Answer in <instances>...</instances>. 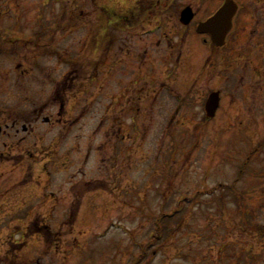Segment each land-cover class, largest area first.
Instances as JSON below:
<instances>
[{"label": "rangeland", "instance_id": "rangeland-1", "mask_svg": "<svg viewBox=\"0 0 264 264\" xmlns=\"http://www.w3.org/2000/svg\"><path fill=\"white\" fill-rule=\"evenodd\" d=\"M155 1L148 0L149 10L156 5L147 32L131 42L154 61L168 46L156 45L157 16H150L161 14L165 1ZM113 7V0H0V126L7 133L0 185L31 196L29 175L51 197L43 210L50 215L46 239L16 242L29 219L21 200V229L0 224V264H264V180H244L237 171L249 152L238 146H253L240 143L264 144V132L239 131L235 122L231 128L228 117L221 130L219 121L197 127L206 100L196 95L177 111L175 96L151 91L148 79L140 92L139 59L123 69L134 78L126 94L132 104H123L112 85L90 83L97 56L90 34L107 29ZM195 40L205 52L202 37ZM99 43L98 53L108 55L106 39ZM100 66L108 70L106 62ZM78 72L84 80L73 83ZM217 79L213 72L195 85L206 90ZM120 124L125 142L124 134L109 132ZM263 157L264 150L254 162Z\"/></svg>", "mask_w": 264, "mask_h": 264}, {"label": "flooded vegetation", "instance_id": "flooded-vegetation-1", "mask_svg": "<svg viewBox=\"0 0 264 264\" xmlns=\"http://www.w3.org/2000/svg\"><path fill=\"white\" fill-rule=\"evenodd\" d=\"M165 1L161 14H152L150 17L157 16L158 25L155 27L159 37L156 45L160 46L167 43V50L162 53L159 59L141 57L142 50L138 51L137 47L132 49L131 42L136 41L134 37L138 34L147 32L148 13L155 10L154 3L151 10L148 8V0H113V9L107 15V29L102 31L96 30V54L93 58L95 70L88 79L92 84L112 85L111 91H119V98L123 97V104H132L131 95L126 98V94L131 91L133 79L144 80L145 85L139 90H147V79L151 82L153 92L159 90L167 91L170 98H175L177 102V111L192 106L195 96L206 100L203 111L205 113L204 123H198L197 127L203 126L205 129L210 121H219L217 130L223 129L226 118H229L230 127L235 126L239 131L246 130L248 133L260 134L264 132V0H156ZM155 1V2H156ZM233 2L236 12L232 18V27L226 35L222 45L214 42L212 34L206 32L200 35L199 26L203 22L213 17L218 10L226 3ZM170 29L167 30V27ZM154 30H151L153 32ZM171 32V33H170ZM92 33V30L89 31ZM156 36V37H157ZM202 37L206 47L205 52L197 48L199 40L195 37ZM106 39L108 44V55L101 51L98 53L99 39ZM143 42V41H142ZM138 42V46L142 43ZM200 45V44H199ZM101 56H109V59L102 60L108 64L106 72L101 71ZM203 58L204 61H203ZM134 59L141 62L138 65L136 77H130L125 68H131ZM151 60V62H149ZM122 65V67H121ZM161 68L164 74L158 73L157 69ZM150 69V70H149ZM216 73L218 84L208 89H200L198 83L204 76ZM74 76V71H70L66 79ZM180 78L179 84L173 82L176 77ZM83 75L75 74L73 83L83 82ZM198 83L195 85V82ZM171 83V84H170ZM195 85V86H194ZM172 86L174 89H169ZM198 90L192 93V87ZM117 87V89H116ZM100 87L98 86V90ZM113 92V93H114ZM185 93V98H182ZM218 92L219 103L216 113L213 117L206 116L207 101L211 94ZM115 95L111 93L113 103ZM173 95V96H172ZM152 97L150 96V99ZM193 101V102H192ZM196 102V101H195ZM130 109V108H129ZM129 109H126L128 111ZM8 126V125H7ZM123 125L111 127L113 138L122 136L126 141V129H121ZM119 128V130H118ZM28 128L23 129L25 132ZM118 130V131H117ZM6 129L0 126V139L3 138ZM252 147L238 146L237 150L245 152V160L237 168L239 176L244 180H264L263 159L259 160L254 157L263 153V145L259 141L241 142L240 145H252ZM240 151V153H241ZM242 152V153H243ZM257 168L260 169L257 171ZM32 174V173H31ZM29 176V175H28ZM27 176L28 182L33 184L35 192L33 195L20 196L13 190L2 188L0 185V224L6 229L20 230L16 224L18 221V210L22 202V208H29V219L25 229H21L22 241L27 243L31 237L38 234L39 238L46 239L50 236V215L44 214V209L50 206L51 197L39 186L40 182ZM26 179V178H25ZM24 179V180H25ZM7 189V190H5ZM42 191V195L38 194ZM232 191V190H231ZM25 192V191H24ZM39 199L38 202H34ZM21 200V202H20ZM50 209V208H49ZM39 210V211H38ZM38 211V212H37ZM19 234V232H18ZM17 244L13 241L12 246ZM15 253V255H13ZM19 255L17 249L12 250L10 256L15 259Z\"/></svg>", "mask_w": 264, "mask_h": 264}, {"label": "water", "instance_id": "water-1", "mask_svg": "<svg viewBox=\"0 0 264 264\" xmlns=\"http://www.w3.org/2000/svg\"><path fill=\"white\" fill-rule=\"evenodd\" d=\"M234 13H235V6L233 4H230V2L225 4L220 9V11L214 16V18L200 25L199 32L202 33L210 32L212 34L213 40L216 43L221 44V42H223L226 36L227 31L231 27V21ZM217 100H218L217 94L211 95L209 100V103L211 104V110L216 109L218 104L216 103ZM207 111L210 114L209 108L207 109Z\"/></svg>", "mask_w": 264, "mask_h": 264}]
</instances>
